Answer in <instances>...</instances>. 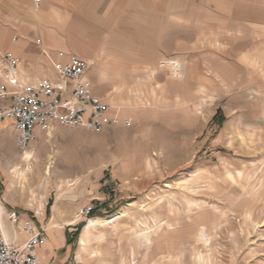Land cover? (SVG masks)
<instances>
[{
    "label": "rangeland",
    "instance_id": "rangeland-1",
    "mask_svg": "<svg viewBox=\"0 0 264 264\" xmlns=\"http://www.w3.org/2000/svg\"><path fill=\"white\" fill-rule=\"evenodd\" d=\"M193 2L181 5L191 22L161 44L166 61L117 79L101 71L100 87L123 89L116 125L55 126L30 145L28 163L8 144L0 151L15 158L0 164V200L56 213L71 231L67 264H133L132 250L135 264H264V39L220 6ZM174 60L182 81L170 79ZM143 231L146 251L134 241Z\"/></svg>",
    "mask_w": 264,
    "mask_h": 264
},
{
    "label": "crops",
    "instance_id": "crops-1",
    "mask_svg": "<svg viewBox=\"0 0 264 264\" xmlns=\"http://www.w3.org/2000/svg\"><path fill=\"white\" fill-rule=\"evenodd\" d=\"M192 1L196 5L220 6L221 14L229 21L252 26L264 39V0ZM181 5L182 0H0V55L9 54L18 60L16 73L24 86L41 81L56 84L55 65H65L74 57L85 62L88 67L84 77L93 94L107 106L108 117L121 119L123 89L110 83L100 87L101 71H115L117 79L126 76L121 72L118 75V71H146L166 61L161 44H165L167 34L179 32L182 22L192 20L183 19ZM169 6H173L172 12ZM231 6L237 9L233 11ZM139 38L145 39V44L140 45ZM261 51L264 58V48ZM170 62L177 64L183 74L181 63ZM183 79L184 74L178 80ZM6 144L16 150L14 125L8 120L0 123V151ZM7 160L0 152L1 165L6 161L15 164V158ZM0 204L5 239L24 243L23 227L32 224L43 231V241L34 249L36 264L68 263L71 231L56 213H51L49 219L30 216L28 211L19 210L18 199L8 195ZM11 216H15L16 223ZM53 218L58 227H49Z\"/></svg>",
    "mask_w": 264,
    "mask_h": 264
},
{
    "label": "built area",
    "instance_id": "built-area-1",
    "mask_svg": "<svg viewBox=\"0 0 264 264\" xmlns=\"http://www.w3.org/2000/svg\"><path fill=\"white\" fill-rule=\"evenodd\" d=\"M17 67L16 58L0 55V123H13L15 147L21 155L55 126L100 132L118 123L107 116V106L93 94L84 77L85 62L74 57L65 65H55L58 83L41 81L32 86L20 82ZM93 211L88 206L78 213L88 216ZM10 219L16 223L15 216ZM23 231L26 241L17 244L6 240L0 230V264H36L34 249L43 241V231L32 224L25 225Z\"/></svg>",
    "mask_w": 264,
    "mask_h": 264
},
{
    "label": "bare ground",
    "instance_id": "bare-ground-1",
    "mask_svg": "<svg viewBox=\"0 0 264 264\" xmlns=\"http://www.w3.org/2000/svg\"><path fill=\"white\" fill-rule=\"evenodd\" d=\"M168 67H170L171 71H172V78H177V79H182L183 78V74L181 72V69L179 68V66L176 64H174L173 62H169L166 64ZM48 135L51 136V133H49ZM31 154L29 152H25L24 156L22 157L21 161L28 163L29 160L31 159ZM76 185V182H66L65 183V189H71L72 187H74ZM2 210L3 208L0 205V230L2 231V234L4 235V237H6V229L4 227V225L1 222V214H2ZM73 223H68V225H72ZM54 226V227H58L57 223L55 222V219L53 218V221L51 222V224L49 225V227ZM88 229L85 228V233L83 235V237L80 240V246L82 249H86L87 248V242H88ZM199 234V233H198ZM200 239L203 240V242L206 244L208 243V239L207 237L204 235L203 231L200 233L199 235ZM7 240V239H6ZM135 241V246L136 248H140L143 249L144 251L148 250L149 247L151 246V240H150V234L147 232H140L134 239ZM135 260V252L134 250H132L131 253V262L134 263ZM122 264H125V262H122Z\"/></svg>",
    "mask_w": 264,
    "mask_h": 264
},
{
    "label": "trees",
    "instance_id": "trees-1",
    "mask_svg": "<svg viewBox=\"0 0 264 264\" xmlns=\"http://www.w3.org/2000/svg\"><path fill=\"white\" fill-rule=\"evenodd\" d=\"M92 213H93V212H92ZM92 213H91V214H92Z\"/></svg>",
    "mask_w": 264,
    "mask_h": 264
}]
</instances>
